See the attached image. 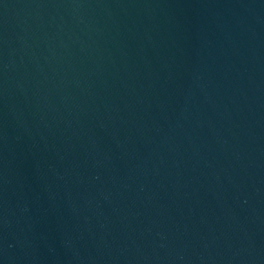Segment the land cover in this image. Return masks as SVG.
<instances>
[{
  "label": "water",
  "instance_id": "1",
  "mask_svg": "<svg viewBox=\"0 0 264 264\" xmlns=\"http://www.w3.org/2000/svg\"><path fill=\"white\" fill-rule=\"evenodd\" d=\"M0 264H264V0H0Z\"/></svg>",
  "mask_w": 264,
  "mask_h": 264
}]
</instances>
